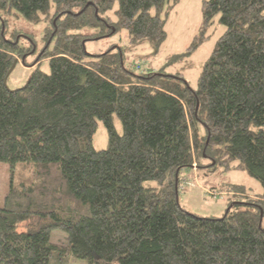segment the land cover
I'll use <instances>...</instances> for the list:
<instances>
[{
	"label": "trees",
	"instance_id": "1",
	"mask_svg": "<svg viewBox=\"0 0 264 264\" xmlns=\"http://www.w3.org/2000/svg\"><path fill=\"white\" fill-rule=\"evenodd\" d=\"M178 3L0 0V162L10 171L0 264H264V0H202L198 33L167 62L190 57L218 16L224 31L196 88L180 75L127 67L119 47L84 49L121 29L131 46L146 40L158 49ZM13 12L48 22L52 49L44 47L23 87L9 90L13 62L36 51L15 31L7 37ZM99 121L108 143L96 150ZM204 167L243 170L263 193L236 202L243 191L233 186L220 191L232 199L222 217L190 213L177 198L179 175ZM53 230L65 244L51 242Z\"/></svg>",
	"mask_w": 264,
	"mask_h": 264
},
{
	"label": "rangeland",
	"instance_id": "2",
	"mask_svg": "<svg viewBox=\"0 0 264 264\" xmlns=\"http://www.w3.org/2000/svg\"><path fill=\"white\" fill-rule=\"evenodd\" d=\"M202 0H179V3L170 11L166 17L165 31L166 39L158 49H154L148 41L131 46L129 36L126 30L121 29L113 32L111 35L98 40H88L84 43V49L87 54H100L110 47L121 48L125 56V65L132 69L143 71L162 70L165 74L174 76L180 75L191 88H196L197 78L201 71L202 64L210 55L215 42L224 31V27L218 23V16L213 19V25L209 27L205 40L190 57L177 61L173 64H167L168 59L184 52L190 45L192 38L198 33L201 23ZM116 4L114 5V8ZM113 8V9H114ZM107 16H113L112 11ZM164 14H162V17ZM48 22L41 21L33 24L26 21L14 12L8 17L7 37L10 33L17 32L20 37L16 41L23 47H29L32 40L35 42L36 51L25 57L18 58L17 64L9 73L5 80L6 87L9 90H15L23 87L34 68V61L39 58L44 47L52 49V43H45L44 33ZM22 60L26 61L22 63ZM39 69L44 73H49L48 59H41ZM140 70L136 72H140ZM112 124L118 134H122V127L118 118L112 116ZM108 137L104 125L99 121L96 131L92 136V146L96 150L107 147ZM9 168L6 164L0 162V204L8 189ZM152 184L154 182H146ZM233 186L242 188V197H237L236 202H246L247 197H256L263 193L261 185L245 171L239 169L221 170V168L212 169L211 167L184 169L179 175V184L177 189V198L179 204L188 212L201 217H222L232 200L230 193L223 192L224 195H208L210 190L229 191ZM232 191V189L230 190ZM253 196V197H252ZM261 227L264 229V215L261 218ZM66 234L60 230L51 232V242L63 245L66 243ZM69 264H85L82 259L71 258Z\"/></svg>",
	"mask_w": 264,
	"mask_h": 264
},
{
	"label": "built area",
	"instance_id": "3",
	"mask_svg": "<svg viewBox=\"0 0 264 264\" xmlns=\"http://www.w3.org/2000/svg\"><path fill=\"white\" fill-rule=\"evenodd\" d=\"M208 195H210V196H217V197L221 198L224 195V193L223 192H220V191L210 190L209 193H208Z\"/></svg>",
	"mask_w": 264,
	"mask_h": 264
},
{
	"label": "water",
	"instance_id": "4",
	"mask_svg": "<svg viewBox=\"0 0 264 264\" xmlns=\"http://www.w3.org/2000/svg\"><path fill=\"white\" fill-rule=\"evenodd\" d=\"M15 65H16V61H15V62H13L12 66H11V68H10L9 72H8V75H9V73H10V72L13 70V68L15 67Z\"/></svg>",
	"mask_w": 264,
	"mask_h": 264
}]
</instances>
